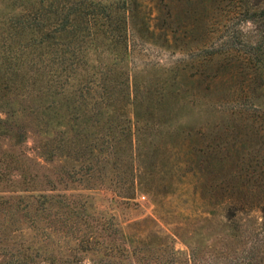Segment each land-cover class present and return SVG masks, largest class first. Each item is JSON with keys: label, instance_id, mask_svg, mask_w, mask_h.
<instances>
[{"label": "rangeland", "instance_id": "rangeland-1", "mask_svg": "<svg viewBox=\"0 0 264 264\" xmlns=\"http://www.w3.org/2000/svg\"><path fill=\"white\" fill-rule=\"evenodd\" d=\"M226 2L0 0L4 54L18 53L4 63L0 264H228L248 247L264 65L254 77L211 54L242 26Z\"/></svg>", "mask_w": 264, "mask_h": 264}, {"label": "trees", "instance_id": "trees-1", "mask_svg": "<svg viewBox=\"0 0 264 264\" xmlns=\"http://www.w3.org/2000/svg\"><path fill=\"white\" fill-rule=\"evenodd\" d=\"M219 1V0H217ZM227 13L230 17L237 16L242 26L230 27L224 35V40L212 45L213 56L225 53L230 59H236L243 67L251 69L254 77L259 75L261 66L264 65V0H227ZM17 18V17H15ZM246 23L252 29H244ZM251 30V31H250ZM2 39V38H1ZM0 110L7 105L4 94L11 92L10 86L14 84L11 78L4 74L11 72L10 66H5V61L16 59L17 54H4L3 41L0 40ZM4 119L0 118V125ZM261 222L252 236L254 240L246 249H240L238 256L231 259L228 264H264V202L259 207ZM231 211L227 214L228 220L234 216ZM232 236L238 235L239 225L230 220L227 224ZM194 264H198L197 262Z\"/></svg>", "mask_w": 264, "mask_h": 264}]
</instances>
